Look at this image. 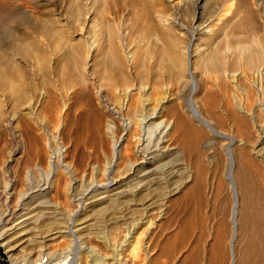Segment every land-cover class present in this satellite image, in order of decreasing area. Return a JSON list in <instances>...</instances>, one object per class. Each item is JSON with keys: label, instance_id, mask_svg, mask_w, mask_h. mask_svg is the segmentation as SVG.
I'll return each instance as SVG.
<instances>
[{"label": "rangeland", "instance_id": "rangeland-1", "mask_svg": "<svg viewBox=\"0 0 264 264\" xmlns=\"http://www.w3.org/2000/svg\"><path fill=\"white\" fill-rule=\"evenodd\" d=\"M252 50L264 56V0H0V217L16 209L15 223L39 218L26 234L11 237V247L0 235V264H12L11 254L57 256L68 248L64 219L89 195L92 179L106 178L102 174L111 164L113 139L124 132V118L137 123L157 109L162 115L157 121L178 120L190 142L199 145L200 158L190 162L197 190L170 191L186 177V163L174 157L175 178L158 182L150 194L125 193L117 204L92 205L82 215L81 225L87 226L82 246L103 249L105 237L117 242L140 221L137 256L128 250L118 257L121 262L230 264L233 196L225 146L231 139L202 126L186 103L197 101L218 131L251 140L264 155L261 135L245 122H264V114L253 100H247L244 113L236 98L249 84L244 74L256 77L246 65ZM211 56L216 66L194 67L193 79L189 57L193 62ZM54 147L61 153L55 165ZM125 153L115 166L121 167L118 172L129 165ZM118 187L128 189L126 182ZM156 213L149 227L147 219ZM257 217L264 221L263 212ZM238 238L235 253L243 264L246 237L241 232ZM259 238H254V257L264 264ZM85 260L82 264H91Z\"/></svg>", "mask_w": 264, "mask_h": 264}, {"label": "bare ground", "instance_id": "bare-ground-1", "mask_svg": "<svg viewBox=\"0 0 264 264\" xmlns=\"http://www.w3.org/2000/svg\"><path fill=\"white\" fill-rule=\"evenodd\" d=\"M6 10L8 12V5L6 6ZM232 11V7L228 8L227 11L223 13L225 16L221 15V17H218L219 22H222L224 19L228 18V15H230ZM212 59L213 57L210 60L203 59L193 62L191 61V69L193 70V68L197 66H201L203 68L204 66H216L214 64H216L217 61L213 59L215 62L214 63ZM184 63L183 67L185 65ZM246 65H248L247 67H249V70L252 71V74L256 75V77L252 78L250 74H244L245 78L249 80V84H247L246 89L242 90L243 97H236L238 100V105L241 110L244 111V113L248 114L249 107L247 100H253L259 112L262 111L264 114V56L262 58H259L258 56H256L253 50L249 51L248 64ZM183 67L181 65L180 68L183 69ZM191 74L193 79H195L194 74ZM127 94L128 92L123 94L125 99L127 97ZM164 100H166V98ZM186 105L188 106V112H191L193 117L197 121H199L202 126L205 125L213 133H222V135L224 134L226 135V137L231 139V141L225 146V152L227 156L226 169H228L227 171H229L227 177L230 182L228 183L231 185L233 196V206L231 211L232 260L230 264H238L237 256L235 253V244L236 241L239 240L238 237L241 232L242 235H245L246 237V241L244 240V250L243 252H241V261L244 264V260L246 261L250 259L254 262H251L252 264H258L257 262H260V260L256 262V258L254 257L256 249L254 238L262 237L264 240V221L261 219L258 220L257 217L259 212H263L264 214V155H261L259 150H255L256 148L252 146L251 140L245 142L243 139H239L235 135H229L222 131H218L214 127L212 121L204 116L197 101H188ZM125 106H127L128 108L127 103L126 105L124 104V107ZM165 106L167 105H164L163 108H165ZM160 115L161 111L157 109L153 111L150 116H144L143 118L141 117V119L138 120L139 122L137 123H135L133 119L124 118V132L119 137H113L114 142L112 145V158L110 161L111 164H109V167H107L102 174V176L106 174V178L104 176L101 178L99 177V179L95 180L96 182L92 179L91 187L88 188L87 192L89 193V195H86L87 197L80 198L78 204L79 207L73 212V214H69V218L64 219L65 224L67 223L69 225L67 227L69 230L66 231L68 235L66 236L68 237L71 244L68 245L69 249L65 248L58 252L56 256L57 263L65 262L66 257L70 252H74L75 255L82 260H91V264H108L107 260L111 258H113V262L117 264H126L127 261L121 262L118 257L127 254L126 252L128 250L130 251L127 255L136 257L138 253V247L142 238L141 234L143 233L141 231V233L139 234L141 236L138 235V229L140 228L141 224L140 221L139 223L135 224L126 234L118 236L117 242H113V238L111 237V241L107 237H105V240H108V244L105 245L103 249H99L93 245L89 246L88 248H83L82 237H84L85 235H82V231L86 230L87 226L81 225L84 219L82 215L84 216V214L87 213L92 205L97 207L99 206V204H101L102 201L106 202L108 206H111L117 204L118 200L122 196H124L125 193H132L133 195H137L141 192L143 194H150L157 189V187L155 186L158 182L162 183L163 180L166 182L173 180V178H175L176 176L175 163H177L176 161H174V157H176V160L178 159V164H180V162L181 165L183 163H186L184 166L186 177L175 182L176 184L172 188L170 187V191H183L185 194H192L195 190H197V187L199 186V179L198 176L195 175L196 170L191 168L190 162L193 158H196L197 160L200 158V151L198 148L199 145L197 142H190L191 139L190 137H188V131L181 128L178 120L173 118H161L159 121H157L156 118ZM245 122L248 129L254 128L256 132H259V134L261 135L260 140L262 141V143H264V122H259L255 125H252L249 121ZM174 139H176V141H178L179 143H177L176 145L173 144ZM129 141L131 142L130 146L128 144ZM53 150L54 152L51 153L50 161L53 165H55L61 153L59 149L56 150L55 147L53 148ZM124 150L127 153L126 158L128 161L126 162H128L129 165L125 169L122 168L124 170L121 169L122 171L118 172L121 167L115 168V166L118 165V159H120V154L122 153V151L124 152ZM179 160L181 161L179 162ZM124 165H126L125 161ZM111 172H115L116 174L112 176ZM241 175L246 178V187L245 191L242 194L240 191V183L243 182V180L241 181ZM92 176L93 174L91 175V177ZM124 182L127 183L128 189L125 191L118 190V186ZM167 187L168 186H164L160 188L163 191L166 190ZM6 188L9 189V185ZM161 193L165 194L166 191ZM167 193H169V191H167ZM159 215L160 214L156 213L155 216L147 219V222H145L148 223L149 227H152L153 225H155V219L159 217ZM17 216L18 212L16 211V209H11L6 211L3 216L0 217V226L2 229L0 235L5 238L6 245L10 247L13 242V239L11 238L13 235L17 234V232H22L21 235L26 234L25 231H27L28 226L32 222H36L37 219L39 221V218L30 221L32 219L31 216H29L26 218L23 217V219L15 223L14 218ZM145 218L146 217L142 218L141 221H144ZM145 231L146 230H144V233ZM59 236L60 235H58L57 237ZM46 247L45 249H47ZM10 250L12 251V249ZM110 251L112 253H110ZM144 252L147 253L148 259L151 258L152 255H149L148 249H146ZM39 256L33 258L23 255V257L19 258L15 257L14 254H11V260L17 262V264H28L36 262ZM90 257L91 259L88 260V258ZM251 263L248 262V264Z\"/></svg>", "mask_w": 264, "mask_h": 264}, {"label": "built area", "instance_id": "built-area-1", "mask_svg": "<svg viewBox=\"0 0 264 264\" xmlns=\"http://www.w3.org/2000/svg\"><path fill=\"white\" fill-rule=\"evenodd\" d=\"M12 264H17L15 261H11ZM112 263L108 264H117L113 262V259L111 260ZM82 260L78 258L74 252H70L68 256L66 257L65 262L63 263H57V258L55 253H51L49 251H46L42 253L36 262L34 263H28V264H82Z\"/></svg>", "mask_w": 264, "mask_h": 264}, {"label": "water", "instance_id": "water-1", "mask_svg": "<svg viewBox=\"0 0 264 264\" xmlns=\"http://www.w3.org/2000/svg\"><path fill=\"white\" fill-rule=\"evenodd\" d=\"M192 71H191V57H189V75L191 76L192 74Z\"/></svg>", "mask_w": 264, "mask_h": 264}]
</instances>
